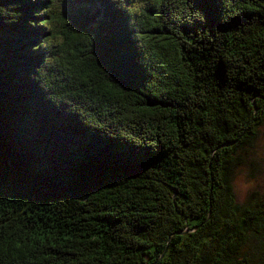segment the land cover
I'll return each mask as SVG.
<instances>
[{
    "label": "trees",
    "instance_id": "trees-1",
    "mask_svg": "<svg viewBox=\"0 0 264 264\" xmlns=\"http://www.w3.org/2000/svg\"><path fill=\"white\" fill-rule=\"evenodd\" d=\"M136 1L0 0V264H264V0Z\"/></svg>",
    "mask_w": 264,
    "mask_h": 264
},
{
    "label": "rangeland",
    "instance_id": "rangeland-1",
    "mask_svg": "<svg viewBox=\"0 0 264 264\" xmlns=\"http://www.w3.org/2000/svg\"><path fill=\"white\" fill-rule=\"evenodd\" d=\"M53 8L56 11L53 22V32L58 40L61 39L60 31L63 29V22L66 18L62 15L67 13L75 2L83 0H53ZM135 7L142 3V0L136 1ZM143 2H145L143 0ZM143 5V4H142ZM246 153V162L237 168L234 176V189L238 201H243L249 192L258 190L264 192V126L259 130L257 139L254 140L252 148H248Z\"/></svg>",
    "mask_w": 264,
    "mask_h": 264
}]
</instances>
